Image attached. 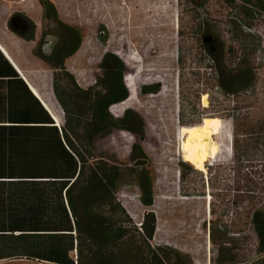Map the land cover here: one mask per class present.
Instances as JSON below:
<instances>
[{
  "label": "rangeland",
  "instance_id": "1",
  "mask_svg": "<svg viewBox=\"0 0 264 264\" xmlns=\"http://www.w3.org/2000/svg\"><path fill=\"white\" fill-rule=\"evenodd\" d=\"M50 1L75 43L62 66L74 70L81 83L94 84L105 52L127 59L118 56L131 96L114 112L106 111L95 139L118 201L135 225L146 211L154 212L150 242L167 264H211L208 221L225 224L229 235L247 234L252 210L264 207V16L255 13L250 21L261 43L254 55V88L231 95L216 85L212 61L202 48L203 37L212 35L233 46L226 54L229 63L240 56L230 25L239 9L226 0ZM30 10L39 22L38 7ZM42 19V30L57 28ZM46 38L49 45L54 42L53 36ZM150 84L158 90L140 91ZM126 109L138 117L139 133L125 125ZM198 131L213 133L217 148L203 171L180 164L186 161L182 136ZM133 143L146 155L142 167L129 159ZM144 193L153 198L150 207L141 203Z\"/></svg>",
  "mask_w": 264,
  "mask_h": 264
},
{
  "label": "trees",
  "instance_id": "2",
  "mask_svg": "<svg viewBox=\"0 0 264 264\" xmlns=\"http://www.w3.org/2000/svg\"><path fill=\"white\" fill-rule=\"evenodd\" d=\"M39 3L44 18L55 23L57 28L53 27L49 33L57 39L50 52L43 51V40L38 41L34 52L52 69L53 91L62 107L64 123L61 127L56 126L35 98L32 121L0 125V131L33 132L57 138L55 143L53 139L41 137L35 140L38 146L28 160L15 159L11 153H0V166L23 163L36 168L32 171H0L1 181L11 183L13 179H28L31 182L29 189L34 198L33 217L29 220L34 226V233L30 234L31 253L39 259L60 264H167L150 242L156 227L154 212L146 211L140 226L132 222L107 181L105 161L97 156L93 144L101 132L106 111L114 112L113 107L125 103L131 96L130 88L124 82L125 66L118 57L122 56L105 52L94 84L81 88L62 66L75 51L71 28L58 19L50 0H39ZM226 3L239 9V18L232 17L230 25L236 30L240 56L229 63L226 54L228 50L234 52V48L226 46L227 42L219 37H213L210 43L202 40V48L212 61L218 88L234 95L253 89L256 83L258 66L254 55L261 49V43L259 36L251 32L253 24L250 21L255 13L264 16V0H242L238 6L234 0H226ZM157 90V84L140 88L142 93ZM123 121L129 130L141 131L133 110H124ZM181 124L187 123L181 121ZM129 159L137 166L146 164V155L139 144H132ZM180 164L191 166L187 161ZM140 200L146 207L153 204L152 196L147 193ZM247 223L250 233L238 232L232 236L225 224L212 219L208 221L211 264H264V207L252 210Z\"/></svg>",
  "mask_w": 264,
  "mask_h": 264
},
{
  "label": "crops",
  "instance_id": "3",
  "mask_svg": "<svg viewBox=\"0 0 264 264\" xmlns=\"http://www.w3.org/2000/svg\"><path fill=\"white\" fill-rule=\"evenodd\" d=\"M17 4H20V7H17ZM34 5L38 7L36 16L39 19L41 5L38 0H0V125L32 121L36 98L54 124L61 127L64 123V113L53 91L52 69L34 52L39 41L37 31H42L40 21L36 22L33 38L16 34L9 25L11 14L17 10L34 19L30 12L31 6ZM68 71L81 88L92 86V82L81 83L74 70ZM14 73L17 76H13ZM40 137L53 139L54 143L57 139L55 136H40L33 132L0 131V153H11L15 159L28 160L38 146L35 140ZM47 146H50V143ZM35 169L30 164L23 163L11 167L0 166V171ZM30 183L28 179H13L11 183L0 180V264H60L39 259L31 253L33 244L30 234L34 233V226L29 220L33 217L34 198L29 189Z\"/></svg>",
  "mask_w": 264,
  "mask_h": 264
},
{
  "label": "bare ground",
  "instance_id": "4",
  "mask_svg": "<svg viewBox=\"0 0 264 264\" xmlns=\"http://www.w3.org/2000/svg\"><path fill=\"white\" fill-rule=\"evenodd\" d=\"M182 139L181 153L184 155V159L197 170H206L207 162L210 158L215 157L217 152L214 134L201 131L186 132Z\"/></svg>",
  "mask_w": 264,
  "mask_h": 264
},
{
  "label": "flooded vegetation",
  "instance_id": "5",
  "mask_svg": "<svg viewBox=\"0 0 264 264\" xmlns=\"http://www.w3.org/2000/svg\"><path fill=\"white\" fill-rule=\"evenodd\" d=\"M42 18H44V15H43V7L41 6V13L39 15L40 23L43 20ZM44 19L47 20L48 18L46 17ZM9 25L11 29L20 36L27 37V38H33L35 35L34 29L36 26V21L32 18L27 17L25 12L21 10H17L11 14L10 19H9ZM44 31H46V33H44ZM49 32L50 30L48 29L42 30L41 33L39 34V41L43 40V42L45 43L47 41L46 37L48 35H51L53 37L55 36L54 34H51ZM212 38H213L212 35H207V36H204L202 40L205 43H210ZM56 39H57V36L54 37V41Z\"/></svg>",
  "mask_w": 264,
  "mask_h": 264
},
{
  "label": "water",
  "instance_id": "6",
  "mask_svg": "<svg viewBox=\"0 0 264 264\" xmlns=\"http://www.w3.org/2000/svg\"><path fill=\"white\" fill-rule=\"evenodd\" d=\"M53 44V42L51 43V45ZM51 45H49L48 42H45L43 45H42V49L44 52L48 53L50 52L51 50Z\"/></svg>",
  "mask_w": 264,
  "mask_h": 264
},
{
  "label": "built area",
  "instance_id": "7",
  "mask_svg": "<svg viewBox=\"0 0 264 264\" xmlns=\"http://www.w3.org/2000/svg\"><path fill=\"white\" fill-rule=\"evenodd\" d=\"M95 81V80H94ZM94 81H93V83H94ZM137 226H140V223H137Z\"/></svg>",
  "mask_w": 264,
  "mask_h": 264
}]
</instances>
